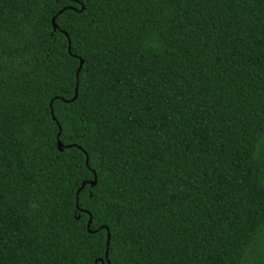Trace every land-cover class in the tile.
Returning a JSON list of instances; mask_svg holds the SVG:
<instances>
[{
	"label": "trees",
	"instance_id": "obj_1",
	"mask_svg": "<svg viewBox=\"0 0 264 264\" xmlns=\"http://www.w3.org/2000/svg\"><path fill=\"white\" fill-rule=\"evenodd\" d=\"M106 260L264 264V0H0V264Z\"/></svg>",
	"mask_w": 264,
	"mask_h": 264
},
{
	"label": "water",
	"instance_id": "obj_2",
	"mask_svg": "<svg viewBox=\"0 0 264 264\" xmlns=\"http://www.w3.org/2000/svg\"><path fill=\"white\" fill-rule=\"evenodd\" d=\"M65 9H75L74 7H72V6H66V7H63V8H61L57 13H56V15H54L52 18H51V23H52V26H53V29L54 30H56L57 29V24H56V22H55V18H56V16L58 15V14H60L63 10H65ZM62 31V33H64L65 35H67V33L64 31V30H61ZM68 51L70 52V40L68 39ZM82 63H83V60L82 59H80V63H79V66H78V68H77V73L76 74H78V72H79V70L81 69V65H82ZM76 96H77V88H75V93H74V96L70 99V100H67V101H73L75 98H76ZM50 104H51V101H50ZM53 117V119H55V117L54 116H52ZM60 131H61V129L59 128V131H58V134L57 135H59V133H60ZM57 148L61 151L62 149H63V146L61 145V142L58 140L57 141ZM85 163H86V165H88V157H87V155H86V158H85ZM96 183V174L94 173V178H93V180H86V181H83L82 183H81V185L79 186V188L76 190V194H78V192L86 185V184H91V185H94ZM87 213L89 214V219H88V221H87V228H88V230H89V225H90V222H91V213L89 212V211H87ZM79 216H77V218H78ZM90 231V230H89ZM109 238H110V235H109V233H107V237H106V239H107V241H106V244H107V246H108V244H109ZM107 255V253L105 254V256ZM94 264H97V261H95L94 262ZM106 264H110V262H109V260H106Z\"/></svg>",
	"mask_w": 264,
	"mask_h": 264
}]
</instances>
